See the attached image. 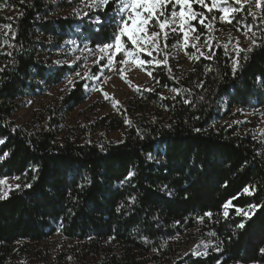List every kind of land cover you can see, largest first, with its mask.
Returning <instances> with one entry per match:
<instances>
[{"label":"trees","instance_id":"trees-1","mask_svg":"<svg viewBox=\"0 0 264 264\" xmlns=\"http://www.w3.org/2000/svg\"><path fill=\"white\" fill-rule=\"evenodd\" d=\"M84 1L92 2L0 0V10L16 13L12 19L0 15V178L22 185L0 199V264L28 262L34 244L58 236L75 244L69 253L74 264H264V207H248L264 205V142L250 131L216 127L223 109L251 112L256 124L264 113V47L232 58L213 37L215 31L244 32L250 44L259 43L264 24L248 6L233 13L231 23L215 10L206 13L205 25L193 21L201 39H190L188 69L145 66L153 88L138 90L90 124L94 142L59 140L50 124L37 134L22 131L11 121L18 103L78 71V65H55L68 42L89 49L112 42L119 22L115 3L80 19L60 16ZM180 39L169 34L163 48L162 36L159 60ZM198 49H208L207 55ZM84 84L74 83L63 97L69 111L85 102ZM119 131L118 142L108 138ZM246 187L255 193H245ZM236 207L250 211V218ZM208 211L212 218L198 221ZM242 222L244 228L237 227ZM183 236L208 239L211 247L203 256L180 255Z\"/></svg>","mask_w":264,"mask_h":264},{"label":"rangeland","instance_id":"rangeland-1","mask_svg":"<svg viewBox=\"0 0 264 264\" xmlns=\"http://www.w3.org/2000/svg\"><path fill=\"white\" fill-rule=\"evenodd\" d=\"M62 1L66 0H57V2ZM67 1L71 2L73 0ZM91 3L92 2L86 1L81 2L61 12L60 16H74L76 19H80L89 11H96L99 9L100 6H87ZM169 7H171V5ZM251 7L252 11L256 13V16H259L260 9H256L254 5ZM15 14L16 13L12 10H0V15L6 19H12ZM118 18H120L119 15ZM2 31L3 29L0 27V33ZM181 35L182 34H180V36ZM189 35L191 37L193 33L190 32ZM213 37L224 47L228 56L232 58L237 55V41H239L240 48L246 49L250 46L249 38L244 32L232 34L215 31ZM175 45V47L167 50L168 55L165 56L163 60H167V66H169L173 72H183L188 69L190 61L185 52V47L187 46H185L182 39ZM87 49L89 48L84 46L81 47L74 42H68L64 49L56 55L55 65L64 64L69 68L78 65L79 69L77 72H80L81 75H83L85 71H89L90 76L94 74V76H99L100 79H80V77H77L74 73L66 76L61 83L50 87L41 95L21 100L18 103L19 109L11 117L14 126L27 133L37 134L46 130L50 124L59 140L68 138L79 144L94 142L97 134L93 132L88 133V126L103 117L111 115L116 107L115 101L122 103L132 98L138 91L137 86H139V90L153 88L154 83L151 77L147 75L142 68L134 65L131 57L128 58V64L124 65L123 77L117 74V69L120 65L116 63V61L124 59L122 54L113 57V65L110 68L105 67L103 69V76H101L99 65H94L93 62L97 60L102 53L99 52L98 48L91 49L92 51H88ZM198 51L201 56H206L208 53V49L202 51L198 49ZM153 57L159 60L158 53L154 52ZM142 58L149 59L148 57H144L143 54ZM101 64H107V57L101 61ZM155 65L157 64L153 63L149 66ZM96 71H98V73L95 74L94 72ZM70 76L72 77L73 83L79 81L85 83L83 87L85 102L69 111L67 106L62 105V99L72 87V85L68 83V77ZM101 87L104 92L109 93L107 98L98 90ZM225 112L226 111L223 109L224 116L217 123L216 127L226 126L235 128L238 133L250 131L256 140H262V142H264V113L256 124L251 112H243L238 109H233L229 113ZM121 135L122 131H119L110 134L108 138L114 142H118ZM7 184L12 186V190L15 188L16 182L14 180H7ZM0 188L3 189V191H0V195H4V193L8 194L10 191L7 186H0ZM191 234L193 233L191 232ZM182 241L183 246L180 255H184L185 253L188 254L189 252L193 254V250L195 249L202 254H193L194 256H203V253L207 252L211 247L210 240L194 236H183ZM203 244H207L208 247L204 248ZM74 245V243L64 240L59 236L54 237L50 240L34 244L29 254L30 259L28 262L19 260L15 261L13 264H74L69 260V253H75L73 250Z\"/></svg>","mask_w":264,"mask_h":264},{"label":"snow or ice","instance_id":"snow-or-ice-1","mask_svg":"<svg viewBox=\"0 0 264 264\" xmlns=\"http://www.w3.org/2000/svg\"><path fill=\"white\" fill-rule=\"evenodd\" d=\"M109 3L116 4V11L119 15V22L117 28L112 37L111 43H104L103 45H97V48L102 55L95 60L94 65H99L101 69V76H103V69L105 67H111L113 65V57L117 55H123L124 59L117 60L116 63L120 65L117 69V74L123 77L124 75V65L128 64V58L131 57L134 65L140 68H145V65L150 64H167V60H157L153 57V53H159L161 51V37L163 36V48H167V38L170 33L182 34L181 39L185 46H188L191 40L199 41L201 36L199 35V30L196 28V25L193 24V21L198 20L200 25H205L209 17L206 13H211L214 10L221 13L219 19L227 23L232 22L233 13L243 10L244 6H248V14L253 16V19H260L261 24H264V15L260 17L256 16V13L252 11V5L256 9H261L264 12V0H92L89 7L104 6L107 7ZM199 5L204 9L202 12H197L193 5ZM234 5H239L240 7H235ZM171 5V10L169 6ZM178 9V10H177ZM126 14V15H125ZM115 19V18H114ZM213 20L216 17H212ZM96 23H102V21L97 20ZM211 26V25H209ZM6 27H11L7 25ZM247 27V26H246ZM251 31V28H249ZM196 33V35L191 36L189 33ZM255 36V32L252 33V37ZM251 39V38H250ZM179 43V41H177ZM130 45V46H129ZM176 45H173L175 47ZM192 47H196L195 44H191ZM205 46H207V41H205ZM253 47H264V41L259 42L256 39H251V44L248 48H240L239 41H237V53L239 52H251ZM92 51L91 49H87ZM211 50V49H210ZM187 51V47H185ZM148 57L149 59L142 58ZM168 53L165 52V56ZM107 57V64H101V61ZM244 59L247 60V55L244 56ZM58 63V62H57ZM239 66V60L234 61L233 71L235 72L236 67ZM87 67V66H85ZM2 70V69H0ZM131 70V65H130ZM147 75L151 76L152 73L148 72L145 68ZM75 75L80 77V79L95 78L100 79L99 76H90L89 71H85L83 75L80 72H76ZM110 79V77H109ZM68 83L75 86L72 80V77H68ZM103 83V81H102ZM139 90V86H137ZM102 94L107 98L109 93L104 92L101 87L98 89ZM173 92H176V89H172ZM175 98V97H173ZM185 103H190L185 99ZM115 105H119V101H115ZM0 143H4L3 140H0ZM5 156L7 153L4 154ZM133 173L128 174V178H131ZM13 179L20 180V176H16ZM35 179V177H33ZM0 186H7L11 190L12 186L7 184V177L0 178ZM16 189L22 187L21 184H16L14 186ZM23 187H31V184H24ZM0 191H3L0 188ZM256 191L255 187L244 189L245 193L249 195L254 194ZM7 193L0 195V199L5 198ZM231 201L226 202L222 205L223 209H227ZM235 207V206H233ZM249 209H256L258 207H264V205L250 204ZM119 210V209H118ZM236 212L238 215H243L246 218H250L251 212L245 211L243 208L236 207ZM224 216H228V212L224 211ZM213 213L211 211L205 212L203 216L197 217L198 221L203 222L204 217L211 219ZM244 223L237 225L239 228H244ZM199 247V246H197ZM204 248H207V244H203ZM216 252H222L220 247H215ZM261 255H264V247L259 249ZM193 254L201 255L202 253L193 250ZM206 255L207 253H203ZM187 255V253H185ZM217 264H221L217 260ZM253 264H258V262H253Z\"/></svg>","mask_w":264,"mask_h":264},{"label":"bare ground","instance_id":"bare-ground-1","mask_svg":"<svg viewBox=\"0 0 264 264\" xmlns=\"http://www.w3.org/2000/svg\"><path fill=\"white\" fill-rule=\"evenodd\" d=\"M198 245V244H197Z\"/></svg>","mask_w":264,"mask_h":264}]
</instances>
